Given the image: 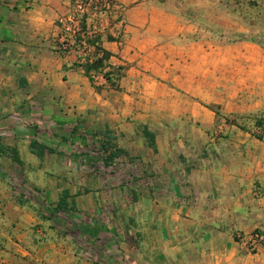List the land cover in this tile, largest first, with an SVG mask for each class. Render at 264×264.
<instances>
[{
	"label": "crops",
	"instance_id": "crops-1",
	"mask_svg": "<svg viewBox=\"0 0 264 264\" xmlns=\"http://www.w3.org/2000/svg\"><path fill=\"white\" fill-rule=\"evenodd\" d=\"M60 7L65 8L66 1L0 0V208L12 196L8 173L17 169L35 185L36 198L56 199L68 192L74 201L87 195L93 200V227L80 218L67 220L62 229L68 234L59 241L58 232L44 227L42 233L41 228L40 235L47 238L39 244V261L264 264V248L252 253L240 238L264 232V125L257 127L253 118L264 111V49L255 50L253 57L263 69L258 77L263 89L244 103L238 97L240 50L227 56V50H208L202 38L193 47L183 39L190 25L176 14L161 12L160 33L172 36L173 49H115L103 37V46L115 54L111 63L119 57L129 65L119 82L121 92L123 85L136 91L114 96L101 75L92 84L78 66L90 57V50L70 47L62 52L47 41L55 34L52 23ZM136 9L144 11L145 21H152L151 10L139 5L127 13ZM142 18L135 24L143 25ZM224 63L232 73L220 78L216 69ZM250 85L260 87V82ZM217 86L228 94L209 98V87ZM208 103L219 105L221 116L209 110ZM245 113L252 118L242 122ZM139 124L155 132L156 152L145 145ZM66 126L85 127L94 135L111 132L135 164L143 161L144 153L151 154L149 163L160 172L151 207L139 191L142 177L64 179L47 171L43 165L51 153L38 157L30 143L54 153L50 145L67 140ZM5 147L18 150L21 166ZM102 207L110 211L99 212ZM73 211L72 216L79 214ZM2 214L0 221L6 219L0 210Z\"/></svg>",
	"mask_w": 264,
	"mask_h": 264
},
{
	"label": "rangeland",
	"instance_id": "rangeland-1",
	"mask_svg": "<svg viewBox=\"0 0 264 264\" xmlns=\"http://www.w3.org/2000/svg\"><path fill=\"white\" fill-rule=\"evenodd\" d=\"M63 1H66V7H60V10L59 8L55 9L56 17L53 18L52 23L55 26V34L49 35L47 39L56 47L59 46L60 40L63 38V28L71 24L72 26L77 25L82 14L86 13L88 15L86 21L92 26L102 28L108 27L110 24L108 28L112 34L119 36L120 42L114 41L111 44L115 49L170 50L173 49L175 41L172 40V36L160 33V14L161 12L172 13L190 25L191 29L184 34L183 39L188 43L191 42L193 47L196 46H194L195 41L202 38L208 50H227V56L240 50L241 63L238 74L242 82L238 97L242 98L245 103L260 96L259 91L263 88L262 81H258V77L263 76V69L254 63L253 57L255 50L264 49V0H116L117 4L110 13L95 11L91 7L93 1L85 0L79 15L72 14L73 9H69V0H60V2ZM136 5L150 9L149 15H151L152 21H145L146 18L143 17L145 13L141 9H136L134 12L130 10L129 13H132L133 16L128 18L127 9ZM142 17L144 18L143 25H136L135 22ZM85 49L90 50V47L80 48V50ZM116 65L129 66L121 62L119 57L114 63V66ZM106 70L114 74L116 68H107ZM216 73L218 77L226 78L231 76L232 71L224 63L223 66L216 69ZM146 75L149 76L150 72H146ZM101 80L105 81L103 78ZM255 81L260 82V87L250 85ZM123 86V92L121 89L113 88L114 91L111 94L124 96L136 93L134 89H130V86L128 89L127 85ZM225 90L226 88L222 86L209 87V98L228 94V92H224ZM218 112L221 115L220 108ZM243 118L242 122L252 117L245 113ZM253 118L259 124H263L264 111L256 113ZM66 128L65 137L67 140L59 139L56 145H50L56 151L50 154L43 165L47 171L64 177V179L75 175L109 176L115 180H120L121 177L127 175L142 177L141 183H138L141 188L139 191L144 193L145 201L151 207L153 200L157 197V192L153 189L157 186L155 178L160 174L158 167L149 163V159L152 160L151 154L144 153L143 161L139 160L137 164L134 163V159L123 155L113 161H106L91 130L85 127L77 129L66 126ZM175 137L174 135L173 138ZM58 144H61L60 147ZM8 174L10 175L12 196L9 202L2 204L0 208L1 213L6 214V219L0 221V264H54L40 262L38 259L41 254L39 244L47 238L40 235L41 228L42 233H45L44 227H48L54 233L58 232L56 239L59 241L63 240L65 234H68L62 229L67 220L80 218L85 221L87 226L93 227L95 216L89 210L93 207V200L89 199V195L84 196L83 199H75L76 208L73 212L79 214L72 216L71 213L59 212L58 215L53 216L50 212L54 209L58 198L53 199L47 195L36 198L34 195L35 185L26 182L20 170H12ZM115 185H119V183ZM132 186L135 185L132 184ZM136 192L138 191L136 190ZM130 199L134 201L132 198ZM107 211L110 210L103 209V207L99 210V212ZM100 216L105 218L106 214L101 213ZM1 218H4L3 214L0 215ZM50 239V241H55L53 236ZM49 251L47 252L49 253ZM248 251L255 253L258 249L255 251L248 249ZM52 254H55L53 249ZM49 256L52 255L49 253Z\"/></svg>",
	"mask_w": 264,
	"mask_h": 264
},
{
	"label": "trees",
	"instance_id": "trees-1",
	"mask_svg": "<svg viewBox=\"0 0 264 264\" xmlns=\"http://www.w3.org/2000/svg\"><path fill=\"white\" fill-rule=\"evenodd\" d=\"M85 0H69L70 6L69 9H73L72 14H80V9L83 8ZM93 1L91 7L97 12H106L110 13L114 10V6H116V0H91ZM87 14H82L80 20L78 21V28L74 31L73 34V43L69 45L66 49H57V50H69L70 47L80 49L83 47H90L92 50L90 57H87L83 62L78 64L80 66L85 75L88 77L90 82L94 83V77L96 75H101L110 87L114 89H120L119 82L125 76L126 66L125 65H116L111 63L112 56L115 54L109 49L103 46V37H105L106 41L109 42H120L119 36H114L110 29V24L99 28L97 26H92L88 24L86 21ZM60 23V22H59ZM86 45V46H85ZM86 50V49H85ZM116 68L114 74L106 70L107 68ZM114 75V77H112ZM95 88L99 90L101 87L99 85H95ZM209 110L213 111L216 116H221L218 112L219 105L217 104H206L205 105ZM262 121V119H261ZM255 125L259 128H263L264 122L258 123L257 120H254ZM138 132L144 138L145 145L152 149L153 152L157 151L156 148V134L153 130H151L146 124L138 125ZM97 142L101 147V153L104 156L106 161H113L119 156H129L128 152L120 147L117 144V137L111 132L102 131L95 134ZM260 137V136H257ZM6 153L10 155L13 162L18 165H22V161L19 156V152L14 147H5ZM46 149V150H45ZM30 150L32 153L36 154L38 157H42L45 151L49 153H53V150L39 144L36 141L30 143ZM132 159V158H131ZM23 203V202H22ZM76 208V203L74 198L69 195L68 192H64L55 203V207L51 210V214L53 216L58 215L59 212L70 213Z\"/></svg>",
	"mask_w": 264,
	"mask_h": 264
},
{
	"label": "built area",
	"instance_id": "built-area-1",
	"mask_svg": "<svg viewBox=\"0 0 264 264\" xmlns=\"http://www.w3.org/2000/svg\"><path fill=\"white\" fill-rule=\"evenodd\" d=\"M82 9V8H81ZM78 28V22L77 25L72 24L70 26H66L63 28L64 35L63 38L60 40L59 46H57V49H66L73 41V34L74 31ZM62 52H66L67 50H60ZM244 245L249 250H257L259 248H264V232L262 231H254L247 237L243 238Z\"/></svg>",
	"mask_w": 264,
	"mask_h": 264
}]
</instances>
